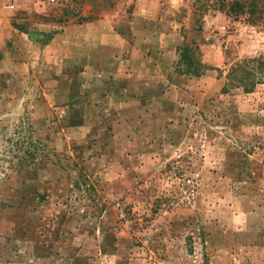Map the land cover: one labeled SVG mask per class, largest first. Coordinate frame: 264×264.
<instances>
[{
    "label": "rangeland",
    "instance_id": "1",
    "mask_svg": "<svg viewBox=\"0 0 264 264\" xmlns=\"http://www.w3.org/2000/svg\"><path fill=\"white\" fill-rule=\"evenodd\" d=\"M140 1L0 0V264H264V78L231 71L264 58V23ZM120 18L182 39L145 110L46 49L64 25ZM186 40L207 67L169 94Z\"/></svg>",
    "mask_w": 264,
    "mask_h": 264
},
{
    "label": "crops",
    "instance_id": "2",
    "mask_svg": "<svg viewBox=\"0 0 264 264\" xmlns=\"http://www.w3.org/2000/svg\"><path fill=\"white\" fill-rule=\"evenodd\" d=\"M142 5L143 0L138 7ZM152 7L155 17L157 7ZM155 27L133 26L126 18L113 22L101 19L98 22L64 25L58 37L54 38L52 43L46 44V49L56 48V53L62 57L71 55L76 62V69L81 71L83 67L84 73L88 72L92 77L99 74H95L96 72L105 69L104 72L113 74L112 79L124 81V94L129 100L128 103L133 100L134 94H137L140 98L139 101L137 99V107L145 110L160 101L161 93H155L152 88L158 87L160 82L166 79L165 70L168 67L167 75L170 73L172 54L182 42L179 34L172 28L163 30L162 27ZM148 46L155 50L146 51ZM127 51L129 60L122 58V54ZM158 55L160 57L156 58ZM134 64L139 71L136 72L137 76L126 73L125 68ZM171 74L174 84L170 82L169 94L172 93V87L178 86V82L187 81V75L184 73Z\"/></svg>",
    "mask_w": 264,
    "mask_h": 264
},
{
    "label": "trees",
    "instance_id": "3",
    "mask_svg": "<svg viewBox=\"0 0 264 264\" xmlns=\"http://www.w3.org/2000/svg\"><path fill=\"white\" fill-rule=\"evenodd\" d=\"M210 5L230 16H245L252 23H264V0H213ZM198 49V45L192 46L187 40L179 48L185 66L180 70L182 73L200 75L201 71L207 67L203 60L199 58ZM252 63V66L250 63H238L231 69L232 72L244 71L246 77L253 76L252 81L247 82L248 89L255 87L257 81L264 78V58L254 59ZM249 78H240L239 81L246 83V79Z\"/></svg>",
    "mask_w": 264,
    "mask_h": 264
},
{
    "label": "built area",
    "instance_id": "4",
    "mask_svg": "<svg viewBox=\"0 0 264 264\" xmlns=\"http://www.w3.org/2000/svg\"><path fill=\"white\" fill-rule=\"evenodd\" d=\"M57 0H1L2 5L11 11L29 9L34 4L37 11L44 12L46 4L55 3Z\"/></svg>",
    "mask_w": 264,
    "mask_h": 264
}]
</instances>
